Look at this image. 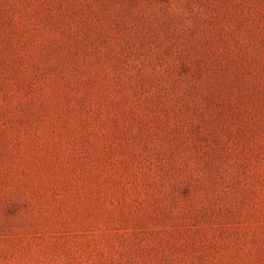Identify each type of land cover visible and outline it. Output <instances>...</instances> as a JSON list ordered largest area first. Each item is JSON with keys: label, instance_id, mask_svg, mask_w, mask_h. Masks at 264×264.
<instances>
[{"label": "rangeland", "instance_id": "rangeland-1", "mask_svg": "<svg viewBox=\"0 0 264 264\" xmlns=\"http://www.w3.org/2000/svg\"><path fill=\"white\" fill-rule=\"evenodd\" d=\"M0 264H264V0H0Z\"/></svg>", "mask_w": 264, "mask_h": 264}]
</instances>
